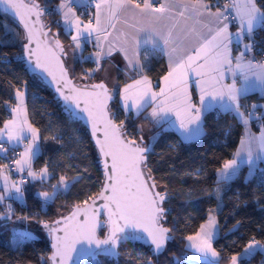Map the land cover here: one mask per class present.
<instances>
[{"label": "snow or ice", "instance_id": "1", "mask_svg": "<svg viewBox=\"0 0 264 264\" xmlns=\"http://www.w3.org/2000/svg\"><path fill=\"white\" fill-rule=\"evenodd\" d=\"M140 2L137 0V4L132 5L130 0H95V12L86 22L76 14L71 0H61L59 7L63 10L64 22L74 29L75 34L71 39L76 48L81 47L83 33H88L90 37L95 34L98 50L94 55L99 62L102 57L120 51L109 39V29H116L122 10L138 7ZM143 3L146 10L170 11L188 20L186 39L189 47L181 59L170 64V71L163 78L164 87L159 92L152 90L147 76L126 84L120 90L122 107L139 112L151 105L152 111L147 118L156 123H162L169 114H174L178 130L191 139L192 135L199 134L205 102L209 99L226 101L241 120L245 133L240 139L236 158L224 162L220 175L224 177L230 172L235 174V170L240 167L242 153L247 154L245 163L251 165L255 149L264 152V114L257 118L259 133H253L248 127L252 114L245 115L240 111L239 104L233 101L246 94L250 77L254 76L264 84V60L257 61L254 56H248L253 45L242 43L245 34L251 38L262 26L264 0H225L223 4L217 0L214 5H209L206 0H163L158 8L154 7L153 0H143ZM0 4L7 6L3 9L4 13L11 14L26 31L27 42L23 45L26 62L33 64L34 69L44 72L55 82V91L62 98L70 118L79 114L90 123V132L95 137L105 173L101 191L83 201L82 205H74L68 216H61L52 222L35 221L47 230L53 249L50 256L41 255L42 264H74V254L81 258H95L99 254L119 255V245L130 238L128 229L132 230V239L138 238L135 235L137 231L143 232L157 252L163 250L171 231L161 223L168 211L164 207L167 196L157 191L160 186L147 166V146L128 137L124 121L119 124L115 122V113L109 110V102L114 97L113 90L103 82L91 85L90 89L73 84L61 59V56L66 55L64 48L58 39H49L50 32L41 23L42 10L35 0H0ZM213 7L215 11H212ZM232 25L236 26L235 33L230 31ZM234 37L235 42L242 47L236 56H232ZM127 62L133 63L131 59ZM53 64L59 70V75L53 71ZM190 74L196 77L194 83L199 89V107L191 101ZM226 78H231L233 83H225ZM237 78L241 80L239 87ZM25 96L24 90H15L17 104L10 107L11 118L0 126V151H8L3 146L4 141L10 146L22 144L23 147L18 158L12 159L10 164H0V204L13 193L17 199L24 198L25 180L23 177L19 181L13 180V168L17 173H26L32 180L41 182L50 176L47 164L39 172L32 168L39 136L38 129L27 119ZM208 107L211 108L212 104ZM24 133H28V137ZM25 139L27 143H23ZM81 178L77 176L74 179ZM52 187L54 190L57 187L66 189L68 184L65 177L61 176L58 184ZM37 195L47 199L52 194L38 192ZM97 201L102 203L97 205ZM8 208L10 211L11 205ZM104 213L107 220L102 223L98 217ZM17 219L31 220L30 217ZM98 227L109 228L106 238L96 236ZM217 227L216 217L210 213L206 222L200 225V230L195 235L187 236L189 247L204 256L220 258V253L213 247L214 230ZM34 239L39 237L30 230H14V243ZM256 250L264 252V241L253 235L242 252L231 255L230 264H240L241 260L250 259ZM144 264L152 262L149 259Z\"/></svg>", "mask_w": 264, "mask_h": 264}, {"label": "trees", "instance_id": "2", "mask_svg": "<svg viewBox=\"0 0 264 264\" xmlns=\"http://www.w3.org/2000/svg\"><path fill=\"white\" fill-rule=\"evenodd\" d=\"M39 1L42 4L55 2ZM209 1L214 5L213 0ZM47 24L64 44L70 42L61 29L59 15L54 11ZM255 33L261 35L264 42V21ZM86 48L83 52L89 51ZM140 58L143 64L141 72H130L124 68L117 72L115 98L110 104L111 112L115 113L114 119L125 120L127 135L135 139L139 137L138 116L122 113L119 89L139 74L157 81L167 69L164 56L155 48L143 47ZM93 66L90 58L78 57L70 73L75 80L94 81L95 75L91 73ZM23 85L26 86L25 100L30 122L40 134V152L34 164L48 165L50 176L47 182L51 184L38 181L27 185L24 198L10 201L8 205H13L15 219L30 217L43 232L35 221L48 219L56 215L60 208L71 207L93 196L101 185L102 170L87 129L78 119L70 118L53 93L28 72L23 62L19 27L0 11V126L8 117L9 105L15 101V90ZM193 97L196 101L195 95ZM256 100H264V92L241 96V111L244 112L249 101L254 103ZM202 119L203 133L188 142L182 141L164 123L151 125L154 137L150 140L147 166L167 196L164 202L168 210L165 224L171 230V240L165 251L155 256L149 246L135 241L131 245L132 242L127 241L120 245L117 259L99 256L81 264H143L147 258L154 264H190L186 237L195 233L215 208L218 233L213 239V247L220 253V263L227 264L231 255L240 253L253 235L264 241V161L259 162L248 179L245 178L246 169L240 168L236 176L220 185L217 196L213 192L219 185L216 170L231 157L243 125L232 111L217 108L204 111ZM0 164H4L1 155ZM11 175L14 176L12 172ZM61 176L68 181V187L64 190L57 188L52 200L44 203L36 191L51 190ZM77 176L82 178L74 179ZM4 210L6 208L0 204V211ZM38 237L13 245L10 242V225L1 229L0 264H42L41 255L47 257L50 249L45 234ZM131 246L133 249L128 253ZM139 252L141 256L137 254ZM260 262H264V252L257 250L250 259L241 260L240 264Z\"/></svg>", "mask_w": 264, "mask_h": 264}, {"label": "crops", "instance_id": "3", "mask_svg": "<svg viewBox=\"0 0 264 264\" xmlns=\"http://www.w3.org/2000/svg\"><path fill=\"white\" fill-rule=\"evenodd\" d=\"M87 1L88 0H71L72 7L74 8L76 14L80 15L81 19L85 22L87 21V19L80 14L78 9L80 6H82V4H84ZM162 2H163V0H153V3L156 5H159ZM206 2L209 5H213L209 0H206ZM54 3H55V11L54 12L59 15L61 29L63 30L65 35L68 36V38L70 40L68 45L70 47L69 50H70L71 56L74 59H76L78 57L90 58L94 63V66H93L92 71H91V73L93 75H95L93 80H103L109 86V88L111 90L116 85L115 76H116L117 72L119 70H121L122 68H124L130 72H132V71L133 72H141L142 71L143 64H142V61L140 58V50L143 47H150V48H155V49L159 50V52L164 56L166 66H167L166 71L158 78L157 81H152L147 76L148 80L150 81L152 90L155 92H159L160 88L164 87L163 78L170 71V64L181 59L184 56L187 48L189 47V41L186 39V33L188 31V28H189V21L188 20H186L183 17L176 15L175 13L170 12V11L156 12L153 10H146L144 8V3L142 1L141 3H139L138 7H129V8H125L124 10H122L120 13V22L119 21L116 22V24H117L116 29L115 30L109 29V32H110L109 39L113 42L115 47L117 49H119L120 51L113 53L111 56L102 57L101 60L99 62H97L95 59V55H94V53L98 50V45L96 43L95 34H93L90 37L88 35V33H83L81 35V42H82L81 47L76 48L74 42L71 39V36L73 34H75L74 29L72 28V26L70 24L64 22L63 10H61L59 7L61 4V0H55ZM130 3L132 5L137 4V3L133 2L132 0H130ZM154 7H156V6L154 5ZM212 11H215L214 7L212 8ZM94 12H95V10H94ZM263 21H264V18L261 19V25L263 24ZM230 31L235 33L236 32L235 27L231 26ZM233 39H234V43L232 44V56H236L242 50V47L235 42V40H236L235 37ZM242 43H247L243 37H242ZM86 46L89 48V51L83 52V50H84V48H86ZM247 55L250 57H252V56L255 57V53L252 50H250V52H248ZM129 59L132 60V62H133L132 64H129L127 62ZM142 76H146V75L145 74H139L135 78L128 80L125 84H123L120 87L119 95H118L119 105L125 111V113L133 112V114H137V113H140L143 111V114H144V117L146 118L147 123H149L150 125H155L158 123L154 122L150 118H147L152 111L151 105L146 106L145 108L141 109L139 112H137L135 110L124 109L122 107V99L120 96V90H122L126 84L132 83L134 80L140 79ZM195 80H196V77L194 75L190 74V77H189V93L191 96L192 103L195 104L197 107H199L200 106L199 89L196 87V85L194 83ZM225 83H227L228 85H231L233 83V81L231 78H226ZM240 84H241V80L239 78H237V87H239ZM247 89L248 90H247L246 94H250L253 92H257L259 94H262L264 92V84H261L253 76V77H250L249 81L247 82ZM21 90L26 91V86L23 85ZM246 94H244V95H246ZM193 95H195L196 101L194 100ZM244 95H242V96H244ZM233 103H238L239 106H241L240 105L241 104L240 98L237 101H233ZM16 104H17V100L15 99V101L9 105V107H8V113L9 114L5 120L11 118L10 107H15ZM209 104H212L211 108L208 107ZM254 104L261 110L262 114H264V100H256V101H254ZM24 107L26 109L27 119L30 122L28 110H27V105H26V100H24ZM213 108H217L221 111H232V109L230 107H228L226 101L225 102H222L219 100L211 101L209 99L204 104L203 113H204V111L209 110V109H213ZM240 111H241V108H240ZM232 112L236 115V113L234 111H232ZM203 113H202V117H203ZM238 120L241 122V120L239 118H238ZM202 122H203V119H201V121L199 123V129H200L199 134L192 135L191 139L186 138L185 134L178 130L177 121H176L174 114H169L167 119L162 123H164V126L173 129L182 141L188 142L191 140H195L201 136V134L203 133ZM1 126H3V123ZM248 127L250 128V130L253 133H257V134L259 133L260 129L253 127L250 123H249ZM193 131L195 132V128L193 129ZM244 133H245V128L243 126L242 133H241V136L238 140L237 146L235 147L231 157L227 160L236 158L235 153L237 152L238 148L240 147L239 142H240L241 137L244 135ZM24 135H25V137H28L29 134L24 133ZM38 136H39V140H40L39 130H38ZM0 139H2V138H0ZM39 140L37 143L36 155L33 159V162H35V159L40 152ZM4 143L9 145V143L7 141H4ZM23 143H27V139H25L23 141ZM13 145H17L19 147V152L23 151L22 144H13ZM246 156H247L246 153L241 154V157L239 158L240 167L235 170V174H232L230 172L227 176H224V177H222L220 175V170L223 168V164L226 160L216 170V179L219 182V185H218L216 190L213 189L214 190L213 192L216 193L217 196H219V193L221 190L220 185L222 183L228 182L230 179H232L234 176H236L237 173L239 172L240 168L244 167L246 169L245 178L248 179V178H251L252 175L254 174L259 162L264 161V152L260 151L258 148L255 149V151L253 153V162L251 165L245 163ZM17 158H18V156H17ZM34 167H35L34 171H37L36 170L37 166L35 164H34ZM40 169H41V167H40ZM23 179L25 180V183L23 185V190L27 187V185H30V184H33V183L40 181V180H32L27 175L25 177H23ZM43 182H47V181H43ZM46 184L49 185L51 183L47 182ZM61 189L64 190V188H61ZM37 193L38 192L36 191V194ZM13 200L20 201L22 199L15 198V193H13L9 198L5 199V201L3 202L2 205L4 206V208H7L8 203L10 201H13ZM51 200H52V198H51ZM48 201H50V199H48ZM29 230L35 233V231L33 229H29ZM199 230H200V226L195 233H192L190 235H195ZM214 237H215V234H214ZM189 244H190V242L186 239V248L189 251L188 259H189L190 264H222L219 262L218 258H213L210 255L204 256V255L196 252L194 248L189 247ZM227 264H230V261Z\"/></svg>", "mask_w": 264, "mask_h": 264}, {"label": "water", "instance_id": "4", "mask_svg": "<svg viewBox=\"0 0 264 264\" xmlns=\"http://www.w3.org/2000/svg\"><path fill=\"white\" fill-rule=\"evenodd\" d=\"M25 2H28V0H25ZM35 2L40 6V9L42 10L41 23H42L43 25H45V30L50 32L49 39H50V40L58 39V40L60 41V43H61V46L64 48V51H65V44L63 43V41L61 40V38H59L58 36H56V35L52 32L51 28L49 27V25L47 24V22H46V20H45V18H44L43 4H42L39 0H35ZM6 7H7L6 5L0 4V11H1L5 16H7L10 20H12L13 22H15V23L18 25V27H19V31H20L21 38H22V57H23V62H24V65H25L26 69L28 70V72H29L31 75L35 76V77L38 79L39 82H41L43 85H45V86H46V87H47V88L53 93V97H54L56 100H58L60 106L62 107V110H63L65 113H67V111H66V106H65V104L62 102V98H61V97L57 94V92L55 91L56 85H55V82H53V81L51 80V77L47 76L44 72H41V71H39V70L34 69L33 64L26 62V60H25V58H24V57H25V50H24V46H23L24 43L27 42L26 39H25V37H26V31L24 30L22 24L18 23L17 20H16L15 18H13V16H12L11 14H6V13H4L3 9L6 8ZM42 51H43V49H42ZM61 59H62V61H63L64 67L68 70V76H69V78L72 80V82H73L74 85H76V86H78V87H81V88H84L85 86H87V87L90 89V88H91V85H94V84H97V83L103 82V83L109 88V86H108L103 80H94V81L75 80L74 77L71 75V73H70V69H69V67H68V65H67V63H66V61H65V55H64V56H61ZM53 71H55L56 74L59 75V70L55 68L54 64H53ZM109 89H110V88H109ZM114 98H115V93H114V97H113V99L109 102V110H110V104H111V102L114 100ZM68 107H70V106H68ZM110 111H111V110H110ZM74 118L78 119V120H79V121L85 126V128L87 129V132H88V134H89L90 140H91V142H92V145H93V147H94L95 153H96L97 158H98V163H99L100 168H101V170H102V173H101V185H100L99 189L97 190V192H96L93 196H91V197H94L97 193H99V192L101 191V188H102L103 183H104V181H105V173H104V171H103V169H102V158L99 157V154H98V146L95 144V137L91 135V132H90V123H89L86 119H84V116L79 115V114H77V117H74ZM115 122H116L117 124L120 123V121H116V120H115ZM124 128H125V126H124ZM125 130H126V129H125ZM128 137H129V138H133V137H130V136H128ZM141 137H142V136H141V133H140V136H139L136 140H137L138 142H140L143 146H147V148H148V152H149V151H150V148H151V147H150V144L146 143L145 140H144V138H143V140L141 141ZM133 139H135V138H133ZM155 180H156V179H155ZM156 182H157V180H156ZM157 184H158V182H157ZM158 185H159V184H158ZM159 186H160V185H159ZM157 191H161V192H162V188L159 187V188L157 189ZM89 203H91V201H89ZM100 203H102V201H97V205H99ZM76 204H81V205H82L83 202H81V203H76ZM76 204H73V205H72L71 207H69V209L66 210V211H63V212H61V213H59V214H57V215H54V216H52V217H50V218H48V219L41 220V221L52 222V221H55V220L59 219L61 216H68V215L71 213V211L73 210V206L76 205ZM164 207H165V206H164ZM165 208H166V207H165ZM166 209H167V208H166ZM5 214H7V215H5ZM13 214H14V213H13L12 210H10V211H9V210L0 211V230L3 229V228H5V227H7V226L10 225L11 223H16V219L14 218ZM98 219H99V221L102 222V223H103V222H106V220H107L106 213L99 215ZM165 219H166V217L161 221V223L163 224L164 227L170 229V228L165 224ZM20 224H21V225H24V221L20 222ZM39 226L41 227L40 224H39ZM41 229L43 230V232H44V234H45V236H46V238H47V240H48V245H49V249H50V250H49V254H48V256H50L51 253H52V251H53V249H52L51 246H50V244H51V238L47 235V230H46V229H44V228H42V227H41ZM101 230H103V232H101ZM127 231H128V233H129V235H130V238H129L128 241H135V242H138V243L144 244V245H146V246H149L150 249H151V251H152V254H154L155 256H158L159 254H161L162 252H164L165 249H166V246H167L168 242L171 240V233H169V239H168L167 242H166V246H165V248H164L163 250H160L159 252H157V251L155 250V246L150 244V241H149V239L147 238V235H146L145 233L137 231V233H135V235H136L138 238H137V239H132V238H131L132 230H131V229H128ZM108 234H109V228H108V227H98V228L96 229V236H97L98 238H100V239H104V238H106V237L108 236ZM126 242H127V241H126ZM123 243H124V242H123ZM121 244H122V243H121ZM121 244H120V245H121ZM120 245H119V247H120ZM77 247H79V245H77ZM119 247H118V249H117L118 253H119ZM99 256H108V257H112V258H115V259L118 258V255H104V254H99V255H97L95 258H92V257L81 258V257H79L78 255H75V254H74V264H81V263H83L84 261H86V260H88V259H96V258H98Z\"/></svg>", "mask_w": 264, "mask_h": 264}, {"label": "built area", "instance_id": "5", "mask_svg": "<svg viewBox=\"0 0 264 264\" xmlns=\"http://www.w3.org/2000/svg\"><path fill=\"white\" fill-rule=\"evenodd\" d=\"M133 2L137 3V0H132ZM143 0H141L142 2ZM94 2L95 0H88L82 6L79 7V12L80 14L85 17L87 20L92 16L94 13L95 7H94ZM140 2V3H141ZM217 0H213V3L216 4ZM220 4H223L225 0H219ZM156 7L159 5L154 4ZM43 11H44V18L46 22L48 23V19L50 18L51 12L55 11V3L52 4H43ZM235 27V25H232ZM243 38L246 40L247 43L252 44L253 47L251 48L252 51L255 53V60L261 61L264 60V42H263V37L261 35H258L257 33L254 32L251 38L247 34L243 36ZM255 106V107H254ZM245 115L252 114L251 119H250V124L255 127L259 128V120L257 119L262 115L261 110L253 103V101H249L247 104V107L244 110ZM4 148L8 149L7 152L0 151V155L4 159V164H10L12 159H15L18 152H19V147L17 145H8L4 143ZM12 173L14 176H17L19 180L22 178V173H17L15 169H12ZM11 205V210L13 211V205ZM6 210H9L8 206ZM25 217V216H24ZM22 221L27 222V220L22 219ZM131 245H133L134 241H131ZM133 249V246L129 249L128 253H130ZM258 264H262L261 262Z\"/></svg>", "mask_w": 264, "mask_h": 264}, {"label": "rangeland", "instance_id": "6", "mask_svg": "<svg viewBox=\"0 0 264 264\" xmlns=\"http://www.w3.org/2000/svg\"><path fill=\"white\" fill-rule=\"evenodd\" d=\"M70 47H69V45H68V43H65V53H66V55H65V61H66V63H67V65H68V67H69V69H70V71L72 70V68H73V64H74V61H75V59L71 56V53H70ZM81 79V78H80ZM88 79H90V78H88ZM91 81V80H90ZM117 87V85H115L114 86V88L112 89L113 90V92H114V90H115V88ZM26 92V91H25ZM26 97V96H25ZM26 99V98H25ZM120 107V106H119ZM120 109H121V111H122V113L124 114V115H130V116H138V119H137V121H138V126H137V128H138V131H139V136H140V133H141V136L144 138V140H145V142L146 143H148V144H150V140L154 137V135H153V133H152V131H153V129L154 128H152L153 126H151L149 123H147V121H146V118L144 117V114H143V111L142 112H140V113H137V114H133V112H127V113H125V111L120 107ZM144 118H145V121H144ZM122 121H124L125 122V120H122ZM124 125H126L125 123H124ZM22 149V148H21ZM40 167L41 168H43V166H37L36 167V170H37V172H39V169H40ZM32 168H33V170H35V167H34V162L32 163ZM22 176L23 177H25L26 176V174L25 173H22ZM11 177H12V179L13 180H17V181H19V178L17 177V176H12L11 175ZM48 179H49V177L47 178V179H45L44 181H48ZM59 179H60V177H59ZM59 179H58V182H59ZM66 180V179H65ZM67 181V180H66ZM58 183L57 182H55L53 185H57ZM67 184H68V181H67ZM52 185V186H53ZM52 189L51 190H49V189H39V190H37V192H48V193H50V194H52V195H50V197L49 198H47V199H44V198H42V200H43V202L45 203V202H47L48 201V199H50L51 200V198H53L54 197V195H55V192H56V190H57V188H59V187H57L55 190L53 189V187H51ZM60 188H63V187H60ZM65 189V188H64ZM69 209V207H62V208H60L59 210H57V214H59V212L61 213V212H63V211H66V210H68ZM212 214V215H214L215 217H216V220H217V216H216V208L214 209V210H212V211H210L209 213H208V215L209 214ZM56 214V215H57ZM208 215H207V217L205 218V220L202 222V224L203 223H205L206 222V220H207V218H208ZM20 222H22V219H16V223H13V224H10V227H11V238H10V242L14 245V244H16V243H14V240H13V237H14V230H16V229H33L34 231H35V233H36V235H41V236H44V234H43V232L38 228V225L37 224H35L34 223V221H31V220H27V222L25 221V223H24V225H21L20 224ZM217 233H218V227L217 228H215V230H214V234H215V236L217 235ZM18 239V238H17ZM139 256H141V252H139V253H137ZM150 258H147V259H145V260H149ZM152 262V261H151ZM144 264V263H143ZM152 264H154V263H152Z\"/></svg>", "mask_w": 264, "mask_h": 264}]
</instances>
